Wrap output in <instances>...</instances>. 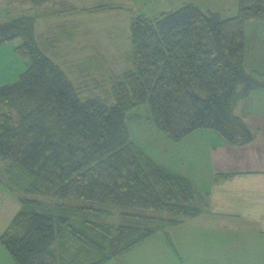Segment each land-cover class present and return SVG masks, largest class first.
<instances>
[{"label": "trees", "instance_id": "1", "mask_svg": "<svg viewBox=\"0 0 264 264\" xmlns=\"http://www.w3.org/2000/svg\"><path fill=\"white\" fill-rule=\"evenodd\" d=\"M249 19L264 20V0H237L227 18L191 4L133 18L130 68L103 96L74 84L41 49L31 18L0 25V45L18 39L28 55L18 80L0 86V183L21 203L0 245L15 264H102L160 226L203 212L204 197L187 179L132 142L125 114L148 106V124L173 142L197 129L251 141L234 112L264 87L243 65Z\"/></svg>", "mask_w": 264, "mask_h": 264}, {"label": "crops", "instance_id": "2", "mask_svg": "<svg viewBox=\"0 0 264 264\" xmlns=\"http://www.w3.org/2000/svg\"><path fill=\"white\" fill-rule=\"evenodd\" d=\"M217 1L224 6V0ZM230 1V7H233L229 15L234 16L237 0ZM44 3L35 5L31 0H0V25L19 17L32 19L35 6ZM192 5L207 9L196 3ZM76 6L74 9H95L90 4L81 6L77 3ZM87 14L93 15L90 12ZM91 20L94 19L88 18V23ZM73 21L76 25L80 24L79 19L74 18ZM248 25L255 26L257 35L264 38V20L246 21L243 56L245 71L264 79V53L254 70L246 65V60L252 63L250 56L256 54L257 48L253 41V52L249 49L246 54ZM34 33L39 38L35 28ZM87 47L90 48L89 45H78L74 51L80 53L79 50H86ZM260 48L264 49V42H261ZM90 49L93 51V48ZM55 63L67 76L76 70ZM25 70L26 60L22 59L18 74L13 70L2 75L0 86L14 83L17 75L19 78ZM234 112L249 129L252 139L245 144L230 143L216 131L197 129L182 139L184 155L178 150L174 160L167 156L165 160L162 155L158 161L147 153L144 146L134 143L157 165L184 177L198 193L205 195L206 211L185 217L180 224L171 226L170 231L153 233L128 252L108 258L102 264H264V87L250 91L236 104ZM181 159L182 165L179 163ZM171 162L175 166L180 165L182 170L172 168ZM20 209L19 198L0 183V236ZM88 262L90 264V260ZM0 264H15L1 245Z\"/></svg>", "mask_w": 264, "mask_h": 264}, {"label": "rangeland", "instance_id": "3", "mask_svg": "<svg viewBox=\"0 0 264 264\" xmlns=\"http://www.w3.org/2000/svg\"><path fill=\"white\" fill-rule=\"evenodd\" d=\"M77 3L81 6L90 4L95 8L107 6L109 9L102 11L74 9L77 7ZM194 3L207 8L204 11L219 13L222 18L231 16L229 14L233 6L230 7V0H227V4L224 0V6L217 0H50L41 6H35V12L32 14L35 16L32 18V22L39 35V38L35 40L46 54L51 55L54 62L76 69L72 73H69L70 70H66L69 73V79L73 80L74 84L78 83L77 80L83 81V88L89 91L92 96L96 94L103 96L108 93L112 78L130 68L126 54L131 50L130 23L133 18L137 16L150 19L159 18L168 12ZM89 12L93 15L89 16L87 14ZM74 18L79 19V25L73 23ZM88 18L94 20H91L89 24ZM246 28V54L249 53V49L253 52V41L256 42L257 47L256 54L250 56L252 63L246 60V65L254 70V66L262 60L261 55L264 53V49L262 50L260 46L261 42H264V38L257 35L255 26L248 25ZM20 44L21 41L16 39L0 45V85L3 80L2 75L11 73L13 70L18 74L20 60H26V65L28 64V55L20 50V52L15 50L19 49L17 47ZM78 45H89L93 51L87 47L86 50H79L80 53H75L74 50ZM78 57L80 59H77ZM17 78L14 82L17 81ZM148 118L149 108L146 105L133 108L125 114L133 143L137 142L144 146L148 150L147 153L158 161L162 155L165 156V160L166 156L174 160V155L178 150L184 155V141L181 142L183 138L178 142L171 141L148 124ZM179 163L182 165L183 160L181 159ZM180 165L176 164L175 166L172 163L170 166L182 170L179 168ZM1 172L2 163L0 162ZM202 196L205 198V195ZM205 207L203 200V212L206 211ZM114 211L117 214V209ZM175 225L166 224L160 226L162 228L160 229L161 231H170L171 226ZM77 248L78 245L69 242L66 250L68 249L69 254L72 255L75 254V249L78 250Z\"/></svg>", "mask_w": 264, "mask_h": 264}]
</instances>
